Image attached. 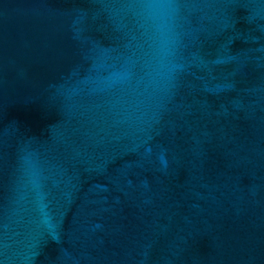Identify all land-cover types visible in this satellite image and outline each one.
<instances>
[{
  "label": "water",
  "instance_id": "1",
  "mask_svg": "<svg viewBox=\"0 0 264 264\" xmlns=\"http://www.w3.org/2000/svg\"><path fill=\"white\" fill-rule=\"evenodd\" d=\"M0 264H264V0H0Z\"/></svg>",
  "mask_w": 264,
  "mask_h": 264
},
{
  "label": "clouds",
  "instance_id": "2",
  "mask_svg": "<svg viewBox=\"0 0 264 264\" xmlns=\"http://www.w3.org/2000/svg\"><path fill=\"white\" fill-rule=\"evenodd\" d=\"M169 0H145V11L153 18H162L167 14Z\"/></svg>",
  "mask_w": 264,
  "mask_h": 264
}]
</instances>
